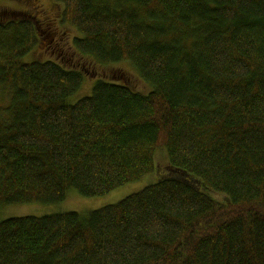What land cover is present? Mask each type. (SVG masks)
Returning <instances> with one entry per match:
<instances>
[{
	"label": "trees",
	"instance_id": "obj_1",
	"mask_svg": "<svg viewBox=\"0 0 264 264\" xmlns=\"http://www.w3.org/2000/svg\"><path fill=\"white\" fill-rule=\"evenodd\" d=\"M77 52L130 62L148 93L25 61L27 16L0 22V203H116L0 220V264H264V0H56ZM211 192L227 196L225 203Z\"/></svg>",
	"mask_w": 264,
	"mask_h": 264
},
{
	"label": "rangeland",
	"instance_id": "obj_2",
	"mask_svg": "<svg viewBox=\"0 0 264 264\" xmlns=\"http://www.w3.org/2000/svg\"><path fill=\"white\" fill-rule=\"evenodd\" d=\"M62 4L56 0H0V22L23 16L32 19L36 25L38 43L23 59L53 60L66 68H76L83 73V81L79 89L69 97V102L91 93L94 83L98 79L127 84L131 89L146 94L150 85L136 72L128 61L111 64L97 63L89 56L77 52L73 46L74 36L80 35L75 28L66 22H61ZM49 28H46V24ZM7 103L5 94L0 96V105ZM155 168L141 178L122 184L113 190L96 196H84L74 189L67 192L65 198L54 203H0V220L14 216H41L51 213L88 211L113 204L137 192L144 187L157 182L168 171V157L165 147H158L153 155ZM218 201L225 203L227 196L218 192H211Z\"/></svg>",
	"mask_w": 264,
	"mask_h": 264
},
{
	"label": "flooded vegetation",
	"instance_id": "obj_3",
	"mask_svg": "<svg viewBox=\"0 0 264 264\" xmlns=\"http://www.w3.org/2000/svg\"><path fill=\"white\" fill-rule=\"evenodd\" d=\"M45 25H46V28L48 29V28H49V26H47V23H46Z\"/></svg>",
	"mask_w": 264,
	"mask_h": 264
}]
</instances>
